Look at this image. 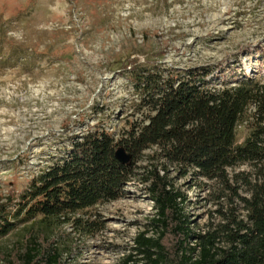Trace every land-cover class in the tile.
I'll list each match as a JSON object with an SVG mask.
<instances>
[{"label":"rangeland","instance_id":"rangeland-1","mask_svg":"<svg viewBox=\"0 0 264 264\" xmlns=\"http://www.w3.org/2000/svg\"><path fill=\"white\" fill-rule=\"evenodd\" d=\"M262 55L264 0H0V205L67 138L96 127L118 138L143 119L125 67H211L264 80ZM247 134L238 128L239 144ZM172 178L197 230L221 221L217 186ZM144 189L91 209L82 221L95 223L93 234L69 220L47 232L18 226L0 238V264H22L33 236L44 250L58 248L63 264H124L153 215Z\"/></svg>","mask_w":264,"mask_h":264},{"label":"trees","instance_id":"trees-1","mask_svg":"<svg viewBox=\"0 0 264 264\" xmlns=\"http://www.w3.org/2000/svg\"><path fill=\"white\" fill-rule=\"evenodd\" d=\"M123 74L143 119L118 138L100 127L67 138L27 187L0 205V238L21 225L47 232L66 220L87 223L93 234L95 223L82 217L143 184L153 215L124 264H264V80L211 67L135 65ZM240 126L248 134L239 144ZM120 147L132 156L129 165L116 158ZM141 158L145 165L137 167ZM241 167L249 170L236 173ZM172 172L217 186L219 223L195 228ZM37 240L19 252L22 264H63L58 248L44 250Z\"/></svg>","mask_w":264,"mask_h":264},{"label":"water","instance_id":"water-1","mask_svg":"<svg viewBox=\"0 0 264 264\" xmlns=\"http://www.w3.org/2000/svg\"><path fill=\"white\" fill-rule=\"evenodd\" d=\"M116 158L123 165H129L132 161V156L129 155L124 148L120 147L116 152Z\"/></svg>","mask_w":264,"mask_h":264}]
</instances>
